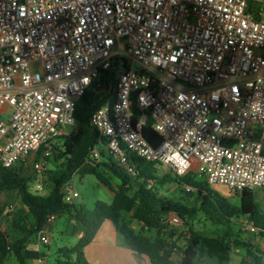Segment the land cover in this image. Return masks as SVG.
<instances>
[{
	"label": "built area",
	"instance_id": "built-area-1",
	"mask_svg": "<svg viewBox=\"0 0 264 264\" xmlns=\"http://www.w3.org/2000/svg\"><path fill=\"white\" fill-rule=\"evenodd\" d=\"M109 69L89 123L127 172L131 157L176 176L195 160L212 187L264 189V0H0V166L42 174L75 101Z\"/></svg>",
	"mask_w": 264,
	"mask_h": 264
},
{
	"label": "trees",
	"instance_id": "trees-1",
	"mask_svg": "<svg viewBox=\"0 0 264 264\" xmlns=\"http://www.w3.org/2000/svg\"><path fill=\"white\" fill-rule=\"evenodd\" d=\"M115 81L113 69L103 71L75 101L74 130L57 137L53 145L57 167L47 171L50 181L47 193L30 191L31 180L21 170L19 172L18 167L14 172L0 166V188L17 191L21 201V205L7 215H3L7 204H0V264L10 252L25 264L22 250L26 243H34L31 237L39 235L48 215H55V219L64 217L65 221L74 220L83 227L75 246L57 249V264H90L83 250L106 220L112 222L131 252L144 257L150 264H203L201 259L205 256L223 263L229 260L232 246L243 247L250 258H242L240 264H264V249L261 251L249 240L239 239L240 228L237 233L233 231L235 224L241 223L245 228L250 225L254 230H249L264 240V211L257 205L252 190L244 189L235 194L239 197L236 207L204 179L189 180L186 174L176 176L169 171L159 175L153 162L134 157L130 159L134 171L127 172L97 146L98 133L89 123V117L108 95L101 90L112 87ZM134 114L136 117L137 113ZM142 135L152 146L160 142L150 120L142 127ZM95 147L99 150V160L92 154ZM76 171L81 176H94L113 192V200L110 203L97 200L92 208L67 202L64 188ZM109 177L119 179V184L114 187ZM167 183L182 188L188 186V189H180V197H170L164 190ZM171 216L190 232L186 245L180 249L179 260L173 257L175 243L163 234L165 222L170 223ZM133 220L141 224L139 230L132 227ZM202 221L218 226V231L212 235L203 233L199 225Z\"/></svg>",
	"mask_w": 264,
	"mask_h": 264
},
{
	"label": "rangeland",
	"instance_id": "rangeland-1",
	"mask_svg": "<svg viewBox=\"0 0 264 264\" xmlns=\"http://www.w3.org/2000/svg\"><path fill=\"white\" fill-rule=\"evenodd\" d=\"M74 130V129H73ZM66 131H70L69 128H66ZM56 139L55 141H57ZM110 156V155H109ZM111 159L117 163L116 159L110 156ZM193 167L186 174L189 180H202L196 173L197 163L195 160H192ZM118 164V163H117ZM43 167L46 169L42 174H36V171L32 168L21 169L20 166L19 172L23 173L25 176L30 178V187H39V194L47 193L48 187L50 185V181L48 179L47 171L55 169L57 167V163L53 158V154L46 158L43 161ZM21 170V171H20ZM167 170L164 168H158L157 172L159 175H162ZM113 186L116 187L119 184V179L116 177H109ZM72 191L77 193L76 197H73L71 202L74 204H84L88 208H92L95 201L102 200L104 202L110 203L113 200V192L110 191L107 187L100 184L94 176L92 175H82L79 172L73 173L70 182H69ZM188 187V186H187ZM187 187H179L174 183H167L164 186V190L166 194L170 197H180L181 192L180 189H188ZM216 193L219 195L225 196L229 199L231 204L234 206H239V197L235 195L233 192L228 191L224 187H212ZM254 194V199L259 206V208L264 211V189H254L252 190ZM5 195V199L7 205H12V211L16 210L20 205V197L17 191L15 190H6L4 188H0V198ZM12 213V212H9ZM3 226L4 221L2 220ZM132 227L136 230L140 229V223L133 220L131 221ZM200 227L202 232L208 235H212L213 232H217L219 228L218 226L212 225L208 221L200 222ZM235 224L234 232L237 233V229L240 228V232L238 233L239 239L249 240L251 243L258 245L260 250L264 249V240L256 236L253 232H251L248 228H245L241 223ZM166 229L163 234L167 236L170 242L175 243L174 247V257L175 259H179L181 257V250L190 237V232L183 225L182 222L176 221L172 223L165 222ZM147 234H154L153 231H146ZM78 224H68L65 221L64 217L56 218L50 226L49 229V244L48 246H44L39 242L38 236L35 237L33 235L31 238L34 243H26L29 248H24L22 251L23 256L25 257V264H57L56 262V252L58 248L63 246L73 247L76 245L78 241ZM25 244V245H26ZM29 249H31L29 251ZM41 253L43 256H41ZM42 257V261L38 263V259ZM242 258L246 260H250V258L246 255V252L243 247H235L232 246L230 251V258L227 262L219 263L214 257H203L201 262L203 264H240ZM263 262H264V251L262 254ZM2 264H21L15 254L10 252L6 259L2 262Z\"/></svg>",
	"mask_w": 264,
	"mask_h": 264
},
{
	"label": "crops",
	"instance_id": "crops-1",
	"mask_svg": "<svg viewBox=\"0 0 264 264\" xmlns=\"http://www.w3.org/2000/svg\"><path fill=\"white\" fill-rule=\"evenodd\" d=\"M6 200L5 195L1 196L0 204L6 203ZM67 223L70 225L73 223L78 224L77 235L80 237L83 232L82 225L74 220L67 221ZM83 252L90 264H150L144 257L131 252L121 235L115 230L112 222L108 220L101 224L92 242L84 248Z\"/></svg>",
	"mask_w": 264,
	"mask_h": 264
},
{
	"label": "water",
	"instance_id": "water-1",
	"mask_svg": "<svg viewBox=\"0 0 264 264\" xmlns=\"http://www.w3.org/2000/svg\"><path fill=\"white\" fill-rule=\"evenodd\" d=\"M10 170L17 172V168L16 167H11ZM37 192V191H36Z\"/></svg>",
	"mask_w": 264,
	"mask_h": 264
}]
</instances>
